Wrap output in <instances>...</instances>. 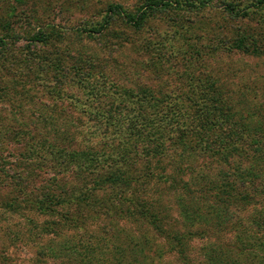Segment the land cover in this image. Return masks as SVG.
I'll use <instances>...</instances> for the list:
<instances>
[{
  "label": "rangeland",
  "instance_id": "rangeland-1",
  "mask_svg": "<svg viewBox=\"0 0 264 264\" xmlns=\"http://www.w3.org/2000/svg\"><path fill=\"white\" fill-rule=\"evenodd\" d=\"M144 1L0 0V38L8 46L0 58V264H185V258L189 264H211L209 257L212 264H257L264 256V250L252 248L253 241L241 232L243 227L261 235L264 243V231L250 224L261 200L254 198L240 209H221L220 201L209 196L225 184L226 168L199 153L198 131L185 128L195 125L191 107L194 93L201 89L195 83L212 82L204 90L218 97L217 107L230 118L225 122L217 114L218 126L212 131L227 135L228 128L237 125L244 137H264V28L246 21L260 35L254 55L229 52L217 41L222 30L230 37L232 27H223L220 10L213 8L200 17L155 13L138 31L115 16L100 30L108 5L132 14ZM41 30L47 44L34 45L28 39ZM79 62L81 82L75 69ZM144 91L154 97V103L144 107L158 115L169 108L185 126L180 128L183 135L168 130L177 141L173 158L145 160L138 155L130 160L133 179L142 172L149 175L144 181L132 180L124 190L134 204L109 206L103 185L90 188L87 196L95 198L92 203L84 198V207L55 201L48 211H40L35 196L43 190L76 197L90 184L81 183L75 174L52 183L49 167L32 173L18 162L20 155L30 145L44 143L112 153L118 142L110 141L113 130L103 135L105 127L99 125L106 114H123V120L133 113L134 97ZM91 112L104 116L96 127L87 116ZM249 190L253 195L254 189ZM141 207L159 214L163 235L156 236L143 221ZM118 209L124 217L117 215ZM175 234L181 235V246L172 248ZM229 245L237 253L226 252L224 246Z\"/></svg>",
  "mask_w": 264,
  "mask_h": 264
},
{
  "label": "trees",
  "instance_id": "trees-1",
  "mask_svg": "<svg viewBox=\"0 0 264 264\" xmlns=\"http://www.w3.org/2000/svg\"><path fill=\"white\" fill-rule=\"evenodd\" d=\"M144 2L132 14L122 13L119 5H108L100 30H106L110 23L113 22L115 16L122 18L125 27L127 26L138 31L144 26L148 18L150 19L155 13H165L166 16L194 15L200 17L204 14L205 10L213 8L220 10L221 17H223L222 21L224 22L223 27H232L228 31L231 32L230 37L225 36L226 33L222 30V35L216 37L217 41H220L224 47H227L229 52L236 50L247 55L257 54L258 44L256 41H259L260 35L249 28L246 25V21H255L259 29L264 28V0H146ZM174 20V22H178L182 26L181 21L177 18ZM235 21L240 24L235 26ZM47 38V35L41 30L33 32L28 40L34 45L44 46L47 44ZM7 49L8 46L5 40L0 38V58ZM41 62L45 61L41 60ZM81 64L82 62L77 63V65L75 64L78 82L83 80L80 77L79 71L83 66ZM195 84L201 87L198 93H194L196 98L191 107V111L195 114V125L186 126L185 128L187 130L191 128L192 131H198L200 135L197 142L198 152L204 156L214 158V161H217L220 165L222 164L226 168L225 176H227L224 181L225 184H221L220 189L215 188L216 191L209 197L212 196L214 199L219 200L222 205L221 209L225 211H227L229 206L240 209L243 206L252 204L255 202L254 198L258 201L261 200V209L259 212H256L250 224L264 231V137L251 135L244 137L243 130L241 127H237V125L229 127L227 135L223 132L219 134L214 133L212 127L215 126V116L217 114L225 122H230V118L223 111L222 107H217L218 97H213L214 95H209V91L204 90V87L209 89V87L213 86L212 82L201 84L200 81H197ZM152 96L153 94L150 91H144L140 94L139 98L134 97V111L133 113H127L123 120L121 119L123 114H120L122 112H119L120 115L114 114L113 117L108 114L105 115L104 123L99 125L105 127L103 135H108V131L113 130V134L109 136L111 138L110 141H118L112 153L105 152L104 154L95 149L81 151L68 146L52 147L44 143L42 146L32 144L30 145V150L26 151L25 155H20L18 162L23 166L25 165L32 173L37 172V169L39 171L45 167H49L53 172V177L50 180L52 183H60L65 178L75 174V176L80 178L81 183H85V185L90 184L84 187L85 189H79L80 191L76 197L57 196L43 190V194L35 196L37 199L36 205L40 211H48V208L53 205L52 202L55 201L58 205L74 204L84 207L86 202L92 203V198H95L94 195L87 196L90 188L100 189L103 185L108 190L105 191V202L109 206L124 202L134 204L131 199L132 196L125 195L124 190L130 188L132 180L133 182L144 181L149 175L142 172L137 179H133L129 173L130 160L136 158L138 155L144 157L145 160L149 157L154 158L157 156L173 158L171 150L177 146V141L170 135H167L168 130L172 132L176 131L179 135L184 134L181 133L183 131L180 128L185 125L178 120V114L169 112L168 108V110L162 111L158 115L150 111L152 108L147 109V107H144V105L154 103V97ZM87 116L94 122L95 127L104 119L103 114L96 112L88 113ZM91 138L93 139V133H91ZM138 144H144V146L139 149ZM181 148L187 150V143L182 142ZM188 150L191 151L190 148ZM2 163L3 160L0 159V168L4 166ZM244 164H247V166H243ZM71 168L74 171L70 170ZM108 168L109 171L105 172V175L97 176L100 171L107 170ZM258 173L260 174L261 182L257 181L259 179ZM89 176H92L93 179H88ZM17 179L20 180V178ZM250 188L254 189V191H251L253 195L249 194ZM229 193L233 195L227 196ZM84 198L88 201L85 202ZM31 203H35V201L32 200ZM133 207L136 208V206ZM143 208L141 207L142 210ZM117 211L115 212L119 217H124L122 215L123 211H120V209ZM140 215L143 221L153 229L156 236L163 235L157 212L155 213L152 208H145L140 212ZM181 216L185 217V214L181 213ZM224 222H228V220L225 219ZM230 226H232L231 229L233 231L236 230L233 224ZM241 232L248 235L249 241H253L250 244L252 248H256L259 252L264 250L261 235L254 236L252 231L243 227ZM180 236L177 234L172 235L173 244L170 243L172 244V248H175L177 245L181 246V241L177 239ZM224 249L228 253H237V249L230 245L224 246ZM176 250L179 249L176 248ZM212 259L213 257L208 258L211 264ZM257 260V264H264V256ZM185 264H189L187 258H185Z\"/></svg>",
  "mask_w": 264,
  "mask_h": 264
}]
</instances>
